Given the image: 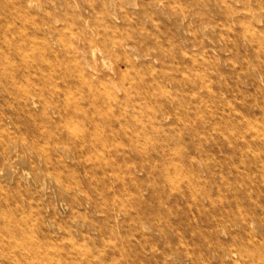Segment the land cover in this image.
<instances>
[{"label": "rangeland", "instance_id": "obj_1", "mask_svg": "<svg viewBox=\"0 0 264 264\" xmlns=\"http://www.w3.org/2000/svg\"><path fill=\"white\" fill-rule=\"evenodd\" d=\"M0 264H264V0H0Z\"/></svg>", "mask_w": 264, "mask_h": 264}]
</instances>
